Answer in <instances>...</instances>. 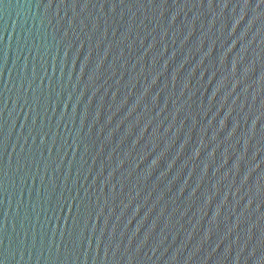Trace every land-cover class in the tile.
<instances>
[{
  "label": "water",
  "instance_id": "1",
  "mask_svg": "<svg viewBox=\"0 0 264 264\" xmlns=\"http://www.w3.org/2000/svg\"><path fill=\"white\" fill-rule=\"evenodd\" d=\"M0 264H264V0H0Z\"/></svg>",
  "mask_w": 264,
  "mask_h": 264
}]
</instances>
